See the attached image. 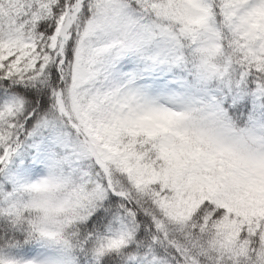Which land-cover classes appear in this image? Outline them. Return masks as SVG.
<instances>
[{
	"label": "snow or ice",
	"instance_id": "6c2138e0",
	"mask_svg": "<svg viewBox=\"0 0 264 264\" xmlns=\"http://www.w3.org/2000/svg\"><path fill=\"white\" fill-rule=\"evenodd\" d=\"M0 264H264V0H0Z\"/></svg>",
	"mask_w": 264,
	"mask_h": 264
}]
</instances>
